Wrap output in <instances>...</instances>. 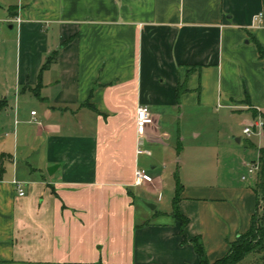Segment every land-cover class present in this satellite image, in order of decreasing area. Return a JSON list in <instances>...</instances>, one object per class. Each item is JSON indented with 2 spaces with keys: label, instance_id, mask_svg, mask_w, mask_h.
Returning a JSON list of instances; mask_svg holds the SVG:
<instances>
[{
  "label": "crops",
  "instance_id": "0c3cea01",
  "mask_svg": "<svg viewBox=\"0 0 264 264\" xmlns=\"http://www.w3.org/2000/svg\"><path fill=\"white\" fill-rule=\"evenodd\" d=\"M0 10L19 39L15 81L0 96V264H200L196 236L210 262L225 256L250 227L257 179L185 182L183 243L173 199L159 209L168 163L154 164L162 157L151 149L179 154L191 127L198 140L203 124L211 137L224 125L218 146L229 155L231 137L240 144L244 125L264 115V0H0ZM140 105L154 117L143 160ZM254 136L259 157L264 135ZM138 167L154 182L137 185ZM138 188L149 210L139 211Z\"/></svg>",
  "mask_w": 264,
  "mask_h": 264
},
{
  "label": "rangeland",
  "instance_id": "374dc122",
  "mask_svg": "<svg viewBox=\"0 0 264 264\" xmlns=\"http://www.w3.org/2000/svg\"><path fill=\"white\" fill-rule=\"evenodd\" d=\"M1 11V10H0ZM10 22L7 20L0 19V96L3 94L6 87L14 84L15 75H16V66L18 65L19 58V39L17 38L18 28L17 25L15 28H10ZM33 95L32 92H28ZM1 99V98H0ZM38 109V106H34ZM240 115L239 112H236V117ZM263 118V117H262ZM2 119V114L0 115V120ZM264 120V119H263ZM177 133L179 131V123L176 121ZM219 135L217 133L214 136H217L218 142H214L213 137H211L210 130L208 129V124L201 126L203 131V136L194 140L193 130L191 127L186 131L187 140L191 146H187L186 150L182 153L177 152V148H173V151L170 150L171 154H163L159 148L151 149L152 156L157 153V156L162 159L156 164L158 167H162V163H168V168H163L161 170V176L163 179V190L161 193L159 201V209L165 210L168 206V209L172 208V199L174 196V188L177 182L181 184L185 182H199L202 185H222L230 181H242L244 183H253L254 180L258 179V170L255 174H249L248 168H244L241 165L240 158L244 154L247 155L249 161L255 160L259 166V157L257 153V148H251L248 144V141L256 140V136H247L246 134L241 133L242 142L236 144V140L239 137H231L230 141L232 142L233 147L237 150L231 154H224V151L219 148L225 146L226 138L225 131L226 127L221 125ZM200 130V128H199ZM216 129H214L215 131ZM213 135V134H212ZM195 142H201V146H193ZM215 143V144H214ZM224 144V145H223ZM219 145V146H218ZM145 147V146H144ZM141 159L143 160L146 157L145 154H140ZM149 157V156H148ZM251 165V164H250ZM250 165L248 167H250ZM153 171L151 166L148 168ZM245 174L248 176L246 180H242V175ZM158 194V193H156ZM146 195L141 191V188H138V193L136 197V203L139 211L141 209L149 210L145 205L147 201ZM156 200V197H153ZM152 203H155L152 201ZM264 205V201L262 202ZM142 217V216H141ZM153 218H156V216ZM140 214L138 215V220L140 221Z\"/></svg>",
  "mask_w": 264,
  "mask_h": 264
},
{
  "label": "trees",
  "instance_id": "16d2710c",
  "mask_svg": "<svg viewBox=\"0 0 264 264\" xmlns=\"http://www.w3.org/2000/svg\"><path fill=\"white\" fill-rule=\"evenodd\" d=\"M259 56L264 58V47L260 42L256 41ZM56 54L49 56L42 67V71L48 68L55 60ZM7 101L0 100V112L6 107ZM258 114L255 115L257 118ZM264 119V115L262 116ZM259 170L258 179L255 185V192L257 194V206L254 214L252 215L250 227L246 232L240 233L237 238L230 243L229 251L225 256L210 262L204 242L200 236L192 239L195 250L200 258V264H264V147L259 151ZM253 163H257L254 161ZM184 190V185L179 181L177 182L176 194L173 198V216L181 225V235L183 243L188 241L186 234V227L190 222L189 217L184 215L179 209V202L181 194ZM102 264V263H97Z\"/></svg>",
  "mask_w": 264,
  "mask_h": 264
},
{
  "label": "built area",
  "instance_id": "2783aa9c",
  "mask_svg": "<svg viewBox=\"0 0 264 264\" xmlns=\"http://www.w3.org/2000/svg\"><path fill=\"white\" fill-rule=\"evenodd\" d=\"M262 18V14L256 15L255 16V21L260 22ZM21 18L17 17L16 19H14V22L17 23H21ZM36 111H32V115H35ZM154 124V117L150 111V108L147 105H140L137 107V113H136V125H137V131L139 136L141 137L142 134H144V132L146 131L147 127L149 125ZM244 133L247 136H252V135H259L262 136L264 135V120L262 117H259L253 121H251L250 123H247L244 125ZM148 151L143 148V138H139L138 141V149H137V153L138 154H142V153H147ZM259 169V164L258 163H253L250 165V167L248 168V172L249 174H254L257 170ZM135 178H136V184L137 185H141L144 183H153L154 182V178L151 175V173H149L148 170L144 169V168H136L135 170ZM248 178L247 175H243L242 179L246 180ZM17 184V188H18V193L19 195H24V189L23 187L20 185L19 182H17L16 180L14 181ZM161 197V194L160 196Z\"/></svg>",
  "mask_w": 264,
  "mask_h": 264
},
{
  "label": "water",
  "instance_id": "95a60500",
  "mask_svg": "<svg viewBox=\"0 0 264 264\" xmlns=\"http://www.w3.org/2000/svg\"><path fill=\"white\" fill-rule=\"evenodd\" d=\"M12 27V25H11ZM237 141H240V139L238 138ZM58 168V165H54V166H51L48 171L50 174H52L56 169ZM148 207H150L151 209H155L156 208V205L153 204V203H147Z\"/></svg>",
  "mask_w": 264,
  "mask_h": 264
}]
</instances>
